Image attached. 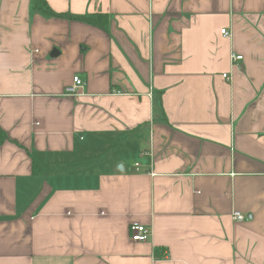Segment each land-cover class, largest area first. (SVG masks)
<instances>
[{
    "label": "crops",
    "instance_id": "1",
    "mask_svg": "<svg viewBox=\"0 0 264 264\" xmlns=\"http://www.w3.org/2000/svg\"><path fill=\"white\" fill-rule=\"evenodd\" d=\"M47 2L110 22L0 0V264H264V0Z\"/></svg>",
    "mask_w": 264,
    "mask_h": 264
},
{
    "label": "trees",
    "instance_id": "2",
    "mask_svg": "<svg viewBox=\"0 0 264 264\" xmlns=\"http://www.w3.org/2000/svg\"><path fill=\"white\" fill-rule=\"evenodd\" d=\"M33 7L36 11L41 12L45 16L61 17L70 20L82 21L91 25H95L104 30L108 29V25L110 22L109 13L97 12V13H88V14H74L72 12H56L51 8L47 0H33ZM162 94L163 91H159L156 100L155 113L159 112L160 114L161 112L163 114V115L161 114V116L165 117L163 102H162ZM8 139L9 137L7 133L0 127V145L3 144Z\"/></svg>",
    "mask_w": 264,
    "mask_h": 264
},
{
    "label": "built area",
    "instance_id": "3",
    "mask_svg": "<svg viewBox=\"0 0 264 264\" xmlns=\"http://www.w3.org/2000/svg\"><path fill=\"white\" fill-rule=\"evenodd\" d=\"M223 34H226L227 36L230 35V32H227L226 29L222 30ZM243 59V55L237 54L235 52H232L231 54V60L233 63H235L238 60ZM226 78L229 79V74H224ZM87 82L81 78L79 75L74 76L72 84H70L66 88V95L69 96H75L81 94V89L85 88ZM138 165V164H137ZM233 218L235 221H244L246 219V215L240 211L235 210L233 212ZM131 230V239L135 242H145L148 241L152 235H153V229L150 225L142 224V223H133L130 226Z\"/></svg>",
    "mask_w": 264,
    "mask_h": 264
},
{
    "label": "water",
    "instance_id": "4",
    "mask_svg": "<svg viewBox=\"0 0 264 264\" xmlns=\"http://www.w3.org/2000/svg\"><path fill=\"white\" fill-rule=\"evenodd\" d=\"M118 167H119V168H121V169H123V166H122V164H119V165H118Z\"/></svg>",
    "mask_w": 264,
    "mask_h": 264
}]
</instances>
